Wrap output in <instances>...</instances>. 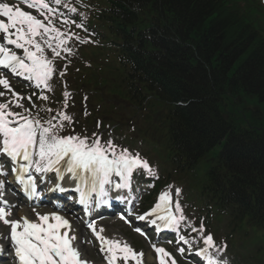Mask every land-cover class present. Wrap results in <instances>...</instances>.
I'll use <instances>...</instances> for the list:
<instances>
[{
	"label": "snow or ice",
	"instance_id": "1",
	"mask_svg": "<svg viewBox=\"0 0 264 264\" xmlns=\"http://www.w3.org/2000/svg\"><path fill=\"white\" fill-rule=\"evenodd\" d=\"M19 3L36 14L0 0V17H3L0 19V98L8 96L0 102V177H8L9 173L12 176L10 181L0 179V222L9 229L6 235H0V254L10 258L13 264H91L80 249V244L91 241L80 239L77 243L76 229L66 215L61 214L65 209L60 204L55 206L57 210L47 212L37 211V207L30 204L31 217L22 215L19 219H9L16 205L3 199L6 182L17 184L30 202L42 198L43 189L38 191L37 181L45 187L55 181L47 190L63 193L66 189L62 182L67 179L79 193L75 203L90 215L93 207L109 205L110 193L121 203L139 199L136 193L140 192V185L137 184L136 193L132 189L134 174L156 179L158 175L139 152L114 143L110 131L106 141L102 140L103 133L82 136L75 133L74 128L71 134L62 135L66 125L73 124V117L66 112L70 95L67 91L63 93L64 111L47 120L42 121L38 112L34 115L31 109L24 107L21 101L27 99L32 108H36L32 96H37V92L38 99L48 100L44 92L53 89L52 80L57 75L55 62L62 53L73 54L68 46L72 40L81 44L91 41L72 30L74 25L87 31L83 22L77 23L67 15L79 14L72 0H19ZM5 72L28 81L35 91L27 97L21 96L12 88ZM58 75L63 77L65 72L59 71ZM13 108L21 111H13ZM180 194L181 189L175 188L174 199L172 186H169L149 211L135 215L134 219L147 221L157 233L172 231L177 254L189 260V264H226L222 257L227 246L217 244L211 234L205 235L203 223L197 227L188 220L180 204ZM132 215L129 209L119 218L131 226L133 221L128 217ZM86 228L98 241L105 264L120 261L128 264L130 260L143 264V252L137 253L127 242L106 237L105 228L97 229L95 220L87 221ZM134 231L146 237L141 228L136 227ZM152 249L157 254L158 264H178L165 248L153 243ZM193 256L194 261L190 259Z\"/></svg>",
	"mask_w": 264,
	"mask_h": 264
},
{
	"label": "trees",
	"instance_id": "2",
	"mask_svg": "<svg viewBox=\"0 0 264 264\" xmlns=\"http://www.w3.org/2000/svg\"><path fill=\"white\" fill-rule=\"evenodd\" d=\"M93 1L99 5L95 21L101 20L110 44L87 55L91 70L105 67L100 82L94 75L88 81L132 105L138 99L140 109L149 106L174 165L194 168L215 149L213 169L222 172L215 171L212 190L233 184L230 197L214 195V202H236L264 225V175L251 160L264 161V152L251 150L255 138L264 139V34L260 22L252 23L257 12L244 18L229 0ZM138 88L152 98H137ZM222 137L227 147L220 152Z\"/></svg>",
	"mask_w": 264,
	"mask_h": 264
},
{
	"label": "rangeland",
	"instance_id": "3",
	"mask_svg": "<svg viewBox=\"0 0 264 264\" xmlns=\"http://www.w3.org/2000/svg\"><path fill=\"white\" fill-rule=\"evenodd\" d=\"M6 99H8V96L3 97V100H6ZM114 101H119V100L116 98L114 99ZM35 111L39 112V108L37 107L32 110V112H35ZM56 113L57 112H53L50 115L45 116L43 118L47 120L53 117ZM33 114L35 115V113ZM140 127H142V124H140ZM93 133H96V130H92L89 128H83L78 134L82 136L83 135L91 136ZM108 139L109 138L105 139L104 141ZM112 139L114 143H116L117 145H120L121 147L128 148L129 151H135L139 153L143 152L140 142L137 143L134 140L130 142L128 145H126V144L121 143V141H117L114 138ZM154 158L151 157L152 161L156 160V158L155 160ZM188 195L193 197L192 199L193 201H196L195 199L196 197L194 195L190 194L189 192H188ZM186 206L187 205L183 204L181 201V207L184 213H185ZM105 228H106V231L109 232L112 236L118 235L119 237H128V236L133 237V234L129 230L124 229L123 227H121V224L117 222H115L112 225L110 224V226L108 224L105 226ZM0 231H1V228H0ZM120 233H125V234L121 236ZM218 235L220 237L223 236V234L221 233H219ZM229 240H230V246H231L230 251L231 252L227 253L226 258L231 264H264V227L261 224H259L258 222H253V223L244 222L242 223L240 227L236 228L235 233L230 237ZM144 248H145V251L148 252L147 246L144 245ZM89 250L90 252H93L92 249L89 248ZM7 264H9V262H7Z\"/></svg>",
	"mask_w": 264,
	"mask_h": 264
},
{
	"label": "bare ground",
	"instance_id": "4",
	"mask_svg": "<svg viewBox=\"0 0 264 264\" xmlns=\"http://www.w3.org/2000/svg\"><path fill=\"white\" fill-rule=\"evenodd\" d=\"M21 212H22V211H19L20 214H21ZM85 253L88 254V250H87V249H85Z\"/></svg>",
	"mask_w": 264,
	"mask_h": 264
}]
</instances>
